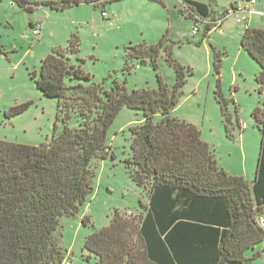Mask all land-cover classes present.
<instances>
[{
    "label": "trees",
    "instance_id": "obj_1",
    "mask_svg": "<svg viewBox=\"0 0 264 264\" xmlns=\"http://www.w3.org/2000/svg\"><path fill=\"white\" fill-rule=\"evenodd\" d=\"M18 1L33 11L30 0ZM101 1L47 4L65 9L82 2L96 6ZM107 1L116 0L103 2ZM183 1L187 8L181 11L196 22L197 17L215 13L216 0ZM210 29L207 25L205 37ZM241 49L258 63L256 81L264 95V28H246ZM80 50L81 39L73 33L65 46L52 49L34 74L37 88L58 99L50 142L28 145L0 140V264H62L66 260L68 250L58 236L62 219L76 216L93 193L95 163L110 155L115 158L107 130L124 107L143 111L140 124L130 127L133 155L125 163L132 179L146 191L148 202H141L142 209L134 216L116 210L108 226L85 238L84 249L95 255L98 264H245L258 257L260 253L253 257L246 253L264 242V227L258 222L264 207V98L263 105L253 111L262 142L250 183L219 165L215 149L196 125L172 115L189 71L173 57L171 46L161 40L126 48L125 72L132 71L134 61L137 65L150 62L157 70L164 52L176 75L173 85L158 75L156 89L133 91L117 78L109 89L96 82L81 64L72 62ZM213 53L218 75L215 98L226 135L235 139L241 121L229 112L221 89L222 58L215 47ZM26 107H13L7 114L17 115ZM88 221L84 216L82 222Z\"/></svg>",
    "mask_w": 264,
    "mask_h": 264
},
{
    "label": "rangeland",
    "instance_id": "obj_2",
    "mask_svg": "<svg viewBox=\"0 0 264 264\" xmlns=\"http://www.w3.org/2000/svg\"><path fill=\"white\" fill-rule=\"evenodd\" d=\"M49 1L30 0V12L18 0H0V140L28 145L50 142L58 99L45 96L37 88L34 74L40 72L42 60L52 49L65 46L73 33L81 39V50L72 62L81 64L108 89L114 78L126 81L128 91L156 89L158 75L169 85L175 83V69L164 52L158 58L157 70L150 62L137 65L136 61L130 73L123 70L129 45L163 40L165 46L172 47L173 57L189 71L172 115L203 130L218 159L234 174L246 170L244 177L252 183L262 142L253 111L263 105L264 95L256 81L258 63L241 49L245 28L238 18H243V13L230 14L223 26L205 37L206 24L198 23L200 31L193 33L197 23L181 11L182 0H102L96 6L82 2L65 9H54L47 4ZM232 1L239 4L245 0H216L215 12L224 17ZM214 18L218 19H209ZM257 21L264 28V13ZM39 22L43 23V32L36 39L30 24ZM213 47L222 58L221 89L228 99L229 112L235 119L238 116L242 125L240 131L235 126V139L226 135L215 98L218 75L213 68ZM240 49L242 55H238ZM26 104L23 112L11 117L7 114L11 108ZM143 117V111L124 107L108 127L107 143L115 158L110 155L95 163L93 193L76 216L62 219L58 236L62 247L70 252L62 264H98L95 255L84 249L85 238L108 226L116 210L134 216L142 209L141 202H148L146 191L132 179L125 163L133 155L130 127L140 124ZM160 119L157 114L155 120ZM60 129L62 124L58 123ZM84 216L89 218L87 224L82 222ZM262 248L264 242L249 249L247 257ZM260 255L245 264H264V251Z\"/></svg>",
    "mask_w": 264,
    "mask_h": 264
},
{
    "label": "built area",
    "instance_id": "obj_3",
    "mask_svg": "<svg viewBox=\"0 0 264 264\" xmlns=\"http://www.w3.org/2000/svg\"><path fill=\"white\" fill-rule=\"evenodd\" d=\"M257 0H245L243 3H239V4H234L233 6H231L228 11L226 12L225 16L222 18H218V19H207L203 18V17H197L198 21L197 24L194 26L193 28V33L197 34L200 31V27L198 25V23H202V24H206V25H210L211 29L209 30L210 32L214 29H217L218 27L221 26V23L230 15V14H240L243 13L244 15L246 13H253V5L256 3ZM261 14V12H258ZM238 22L243 24V27L246 29L248 27L251 26L250 22L247 20V18L245 16H243V18L239 17L238 18ZM32 31L33 34L35 36L36 39H39L42 35L43 32V23L39 22L36 23L32 26ZM258 222L261 226L264 227V218L263 217H259Z\"/></svg>",
    "mask_w": 264,
    "mask_h": 264
},
{
    "label": "crops",
    "instance_id": "obj_4",
    "mask_svg": "<svg viewBox=\"0 0 264 264\" xmlns=\"http://www.w3.org/2000/svg\"><path fill=\"white\" fill-rule=\"evenodd\" d=\"M182 3H183V6L185 7V8H187V6L185 5V3H184V1L182 0ZM231 4H237V3H235V2H231L230 3V5ZM215 10V9H214ZM253 10H254V12L253 13H246L244 16L247 18V20L250 22V24H251V26H258V27H261L260 25H259V23H258V21H257V18L259 17V15H262L263 13H264V0H257L256 1V3L253 5ZM258 12H261V14L260 13H258ZM217 17V18H222L221 16H219V14H217L216 12L214 13V15H213V17ZM206 18H211V17H206ZM214 19H216V18H214ZM226 20V19H225ZM225 20L221 23V26H223L224 25V23H225ZM197 23V22H196ZM207 26V25H206ZM30 27H32V24H30ZM32 29V28H31ZM213 31V30H212ZM209 33H210V31H209ZM243 54V52H241V49L238 51V55H242ZM174 111V110H173ZM191 123V122H190ZM201 136H202V138L205 140V141H207L208 143H210V144H212L211 143V140H209V139H207L208 137H204V134H203V130H201ZM237 142H239V141H237ZM216 157H217V155H216ZM217 160H218V163H219V165L221 166V167H223L225 170H227L230 174H232V175H235V174H237L236 176H244L245 174H247V171L245 170V171H243V173H233V171L232 170H230L228 167H227V165H225L224 163H222L219 159H218V157H217ZM241 174H243V175H241ZM254 181V180H253ZM252 181V182H253ZM264 208V207H263ZM262 217L264 218V215H263V213H262ZM263 251V248L260 250V251H256L255 253H261ZM69 250H68V254H67V257L69 256ZM261 256V255H260Z\"/></svg>",
    "mask_w": 264,
    "mask_h": 264
},
{
    "label": "water",
    "instance_id": "obj_5",
    "mask_svg": "<svg viewBox=\"0 0 264 264\" xmlns=\"http://www.w3.org/2000/svg\"><path fill=\"white\" fill-rule=\"evenodd\" d=\"M75 5H78V4H75Z\"/></svg>",
    "mask_w": 264,
    "mask_h": 264
}]
</instances>
